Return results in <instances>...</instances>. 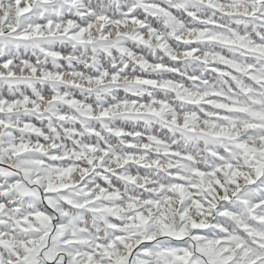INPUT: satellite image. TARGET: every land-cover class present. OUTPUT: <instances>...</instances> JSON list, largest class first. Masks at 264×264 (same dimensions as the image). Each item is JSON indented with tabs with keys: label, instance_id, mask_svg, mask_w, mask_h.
Returning a JSON list of instances; mask_svg holds the SVG:
<instances>
[{
	"label": "snow or ice",
	"instance_id": "1",
	"mask_svg": "<svg viewBox=\"0 0 264 264\" xmlns=\"http://www.w3.org/2000/svg\"><path fill=\"white\" fill-rule=\"evenodd\" d=\"M0 264H264V0H0Z\"/></svg>",
	"mask_w": 264,
	"mask_h": 264
}]
</instances>
